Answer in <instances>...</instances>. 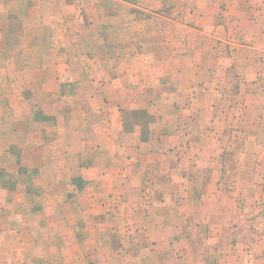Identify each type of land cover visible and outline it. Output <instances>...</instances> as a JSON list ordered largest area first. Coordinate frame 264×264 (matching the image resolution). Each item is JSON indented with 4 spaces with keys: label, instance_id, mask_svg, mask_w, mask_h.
Instances as JSON below:
<instances>
[{
    "label": "crops",
    "instance_id": "1",
    "mask_svg": "<svg viewBox=\"0 0 264 264\" xmlns=\"http://www.w3.org/2000/svg\"><path fill=\"white\" fill-rule=\"evenodd\" d=\"M146 6L154 9L144 16L151 44L115 50L121 65L102 89L120 95L94 99L105 105L104 125L89 129L91 146L111 167L96 179L110 186L107 198L117 209L107 218L114 222H96L106 211L89 208L102 197L86 195L94 180L84 177L83 206L67 210L83 214L70 223V237L60 234L52 244L35 230L52 218L61 221L65 205L32 209L34 225L12 210L13 221L26 218L15 230L25 237L14 239L10 226L0 227V264H44L43 257L50 264H264V0H146ZM119 104L126 106L113 111ZM93 213L96 223L90 222ZM240 217L249 226L247 239L235 247L233 239L221 242L217 233L232 230ZM88 224L99 232L129 230L132 243L119 257L95 259L86 246L79 254L83 239H90ZM202 230L210 234L199 242ZM245 242L250 251L234 256L231 250ZM197 247L204 252L195 253ZM221 248L230 257L221 260Z\"/></svg>",
    "mask_w": 264,
    "mask_h": 264
},
{
    "label": "rangeland",
    "instance_id": "2",
    "mask_svg": "<svg viewBox=\"0 0 264 264\" xmlns=\"http://www.w3.org/2000/svg\"><path fill=\"white\" fill-rule=\"evenodd\" d=\"M153 10L146 6V0H0V227L10 226L13 238L25 237V232L15 230L26 218L13 221L15 217L9 214L12 210L28 215V223L34 225L37 220L31 211L43 205L47 210L54 209L55 203L65 205L61 221L52 218L35 230L42 238L47 235L52 244L60 234L69 238L70 223L78 222L83 214L69 216L67 210L69 204L83 206L82 192L87 187L84 177L101 186L99 190V185H89L86 190V195L102 197L89 207L106 211V216L96 222H114V216L107 218L111 208L113 212L117 209L107 198L110 186L96 179L109 174L111 167L102 160L103 153L91 146L88 137L93 132L89 129L98 132L104 125L100 114L105 105L98 101L105 95L112 98L120 95L113 88L102 89L105 77L109 78L121 65V56H116L115 50L150 46L144 16ZM116 17L124 22L114 24ZM106 18L112 19L110 29L105 28ZM144 59L147 62L148 56ZM131 61L132 65L134 60ZM130 92L131 88L126 87L124 93ZM234 92L226 96L233 97ZM96 97L98 101H94ZM125 106L119 104L113 111ZM234 143H239L237 134ZM96 217L93 213L90 222L96 223ZM244 220L245 217H240L230 227L232 230L218 232L221 242L233 239L235 247L236 241L247 239L249 226L242 223ZM11 224L18 227L12 229ZM88 225L90 239L82 240L79 254L86 246L89 257L99 260L107 255L119 257L125 253L124 245L132 243L134 235L129 230L107 233ZM75 233L80 235L82 230ZM209 234L202 230L195 237L201 242ZM109 241L111 249L106 247ZM118 242L121 244L114 247ZM244 244L245 248L231 250L236 253L234 256L241 258L250 251L247 242ZM204 250L197 247L195 253ZM221 250L224 251L220 253L221 260L230 257L224 248ZM43 252L49 255L48 248ZM42 259L44 264H50L47 261L50 257Z\"/></svg>",
    "mask_w": 264,
    "mask_h": 264
}]
</instances>
